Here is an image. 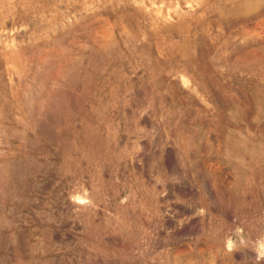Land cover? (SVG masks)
Instances as JSON below:
<instances>
[{
    "label": "rangeland",
    "instance_id": "1",
    "mask_svg": "<svg viewBox=\"0 0 264 264\" xmlns=\"http://www.w3.org/2000/svg\"><path fill=\"white\" fill-rule=\"evenodd\" d=\"M262 239L264 0H0V264H264Z\"/></svg>",
    "mask_w": 264,
    "mask_h": 264
},
{
    "label": "clouds",
    "instance_id": "2",
    "mask_svg": "<svg viewBox=\"0 0 264 264\" xmlns=\"http://www.w3.org/2000/svg\"><path fill=\"white\" fill-rule=\"evenodd\" d=\"M86 196H87V193L85 192L84 196L77 194L76 196L72 197V199L77 203L87 204V203H89V201L86 199ZM240 231H241L240 229H237L238 233ZM241 243H243V240H241ZM226 246H227L229 251H232L233 248L235 247L234 241L231 238H229L227 240ZM255 251H256V260L257 261L264 259V239L257 242Z\"/></svg>",
    "mask_w": 264,
    "mask_h": 264
}]
</instances>
